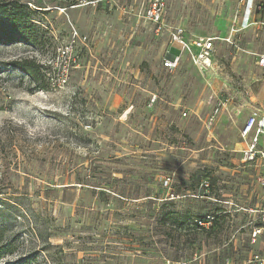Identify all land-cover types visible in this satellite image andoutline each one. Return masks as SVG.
<instances>
[{"label": "rangeland", "instance_id": "obj_1", "mask_svg": "<svg viewBox=\"0 0 264 264\" xmlns=\"http://www.w3.org/2000/svg\"><path fill=\"white\" fill-rule=\"evenodd\" d=\"M164 1L157 30L147 0H20L31 40L0 44V264L264 261L259 185L239 152L247 111L264 108V49L251 28L238 48L224 41L236 0ZM180 26L216 37L207 71L187 54L163 68ZM169 212L178 223L156 222Z\"/></svg>", "mask_w": 264, "mask_h": 264}, {"label": "built area", "instance_id": "obj_2", "mask_svg": "<svg viewBox=\"0 0 264 264\" xmlns=\"http://www.w3.org/2000/svg\"><path fill=\"white\" fill-rule=\"evenodd\" d=\"M236 4L237 10L234 20L230 24L227 32L228 36H226L224 41L236 48L234 34L251 28L254 34L253 40H255L256 44L254 47L264 49V0H236ZM146 6V8L141 10L142 18L152 22L157 30L160 29L164 24L165 1L147 0ZM169 37L170 44L173 42L181 44V53L173 59L166 57L162 64L163 68L173 72L178 68L177 66L183 54H187L192 65L201 72L207 71L211 67L216 37L195 35L194 38H190L181 26L173 27L169 32ZM253 55L255 65L261 68L264 80V51L254 52ZM247 112L239 131L240 144L242 145L239 150L240 159L243 164H248L255 170V181L259 185L257 188L259 192H254L256 198L261 201L256 204V211L259 213L260 220L264 222V199L262 200V195L264 194V142L261 140V136H264V108L253 106ZM171 182V176L168 175L163 178L162 185L169 188ZM204 186L207 187L208 183L205 182ZM207 220L208 222H203L202 220L195 222L199 225L210 223L212 217L207 216ZM263 232L264 226L255 228L252 231V236ZM254 262L264 264L263 259L258 254L250 255L242 264H253ZM166 264H169V261ZM224 264H230V262L226 261Z\"/></svg>", "mask_w": 264, "mask_h": 264}, {"label": "trees", "instance_id": "obj_3", "mask_svg": "<svg viewBox=\"0 0 264 264\" xmlns=\"http://www.w3.org/2000/svg\"><path fill=\"white\" fill-rule=\"evenodd\" d=\"M24 5L21 4L20 0H0V44L24 43L25 40H31V28L34 25L28 13L22 12L21 8H23L22 6ZM14 66L23 72L26 71L34 74L29 67V61L26 59L16 60ZM206 180H209V178H205L203 181L206 182ZM200 184V191L203 192L204 195H208L206 190L210 187V183L207 187L204 186L203 182ZM165 215L161 213L156 218V222L164 223L166 222V218H168L167 216H170L169 221H171V223H178V218H175L172 212L166 213ZM211 217L213 220L214 216ZM197 220L208 222L206 215L193 219L194 222ZM210 223L212 222L210 221Z\"/></svg>", "mask_w": 264, "mask_h": 264}]
</instances>
